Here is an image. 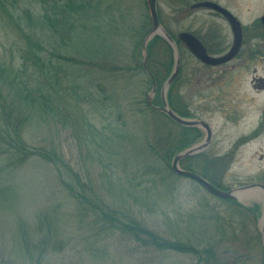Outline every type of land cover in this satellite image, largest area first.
Returning <instances> with one entry per match:
<instances>
[{
  "label": "rangeland",
  "instance_id": "1",
  "mask_svg": "<svg viewBox=\"0 0 264 264\" xmlns=\"http://www.w3.org/2000/svg\"><path fill=\"white\" fill-rule=\"evenodd\" d=\"M196 1L159 0L165 28L178 38L184 31L198 33L202 26L221 24L229 41L231 33L216 14L204 9L183 16ZM229 3L251 35L243 53L228 65L207 68L181 45V71L170 92L176 108L189 109L194 119L211 125L214 141L207 154H230L217 162L218 174H224L222 184H264V0ZM101 5L109 10L104 29L88 38L80 36L77 52H70L82 63L72 71L73 82L59 85L69 91L65 96L54 93L56 105L33 110L22 127L29 146L54 148L82 186L62 164L60 174L38 157L8 167L9 154L3 152L7 146L0 137V254L5 263L33 264L24 253L27 231L33 243L45 237L48 244L58 243L56 251L43 254L44 264H198L193 254L145 246L125 231L93 225L95 215L83 217L78 199L63 183L73 179L79 194L98 196L127 222L135 220L174 242L204 248L213 243L218 264H264L259 233L263 198L243 200L238 206L175 175L164 162L168 146L173 145V155L167 153L171 161L180 146L175 138L189 132L146 104L152 80L141 64L143 43L152 28L148 0H103ZM6 38L0 32V55L16 63L17 53L8 49ZM106 49L108 57L101 60L99 54ZM170 61L168 48L156 43L149 65L160 86L173 71V65L169 73L163 69ZM158 89L155 104L160 106ZM0 124V129L6 128ZM196 136H186L189 146L202 141V135ZM201 154L181 167L202 174ZM255 206L259 216L249 210Z\"/></svg>",
  "mask_w": 264,
  "mask_h": 264
},
{
  "label": "trees",
  "instance_id": "2",
  "mask_svg": "<svg viewBox=\"0 0 264 264\" xmlns=\"http://www.w3.org/2000/svg\"><path fill=\"white\" fill-rule=\"evenodd\" d=\"M101 2L103 0H0V17L7 20V23H4L0 19V32L3 37H7L8 49L11 52L15 51L18 58L16 63H10L0 55V121L6 127L0 129V137L7 146L3 152L9 154L8 167L18 168L32 158L38 157L55 165L60 174H62L60 166L62 164L68 175L76 179L75 183L82 186L80 177L72 168L65 165L54 148L47 150L43 147L29 146L23 139L22 127L31 119L30 112L33 110L49 107L50 103L53 106L56 105L57 99L53 97L54 93L65 96L64 94L69 91V88L61 91L59 85L67 84L69 80L73 82L72 71L82 63L80 59L70 54L72 50L76 51L75 42L79 41L80 36L88 38L93 32L102 31L104 23L107 24L105 14L109 10H105ZM158 42H162L170 52L171 61L163 66V69L169 73L174 65V57L168 43L159 36L155 37L148 46L149 62L153 58V50ZM99 55L101 60L106 59L108 57L107 49ZM102 67L101 65L100 68L103 69ZM155 71L153 70V73L158 79ZM44 80H47L46 84ZM158 86L161 88L160 85ZM168 99L177 113L185 117L190 116L186 108L178 109L173 105L174 100L171 92ZM147 107L151 111L157 112L148 104ZM158 113L174 124L168 116L161 112ZM179 126L183 132L188 131L189 133L184 134L185 138L180 139L181 141L177 138H175L176 141L174 139L175 143L180 142L177 153L190 147V141H186L188 140L186 136L190 137V135L196 134L197 138L199 132L197 129ZM169 141L170 138L167 139V144ZM170 145L165 151L164 162L172 171V160L170 161L167 155V153L170 155L174 153L173 145ZM63 183L67 186L71 196L78 199L76 202L80 205L81 215L83 217H89L90 213L95 215L93 225H100L106 231H125L145 246L193 254L198 264L219 263L220 257L213 243L204 248L199 244L196 246L191 243L167 240L142 224L136 223L135 220L125 221L118 215V212L111 209L98 196L88 197L79 194L73 179L72 182L63 181ZM231 202L241 206L239 202ZM249 210L259 216L260 208L258 206ZM42 225H48L49 228L47 222ZM23 247L27 259L33 264H44L43 254L56 251L59 248L58 243L48 244L46 237L33 243L27 231L23 233ZM37 251L41 252L38 256L35 254ZM4 259H6L5 256L0 254L1 264H6Z\"/></svg>",
  "mask_w": 264,
  "mask_h": 264
},
{
  "label": "water",
  "instance_id": "3",
  "mask_svg": "<svg viewBox=\"0 0 264 264\" xmlns=\"http://www.w3.org/2000/svg\"><path fill=\"white\" fill-rule=\"evenodd\" d=\"M148 7H149L150 15H151V20H152V30L148 34L144 42V46H143V52H144L143 67L153 78V88L148 93L147 103L149 107H151L152 109L156 111L164 113L175 123L181 126H184V127L202 129L207 134L203 142L197 145H194L192 147H189L179 152L178 154H176V156L173 158L171 162L172 172L177 176L185 177V178H188V179H191L197 182L198 184L203 186L207 191H209L210 193L222 199L242 202L243 200L263 198V201H264V184L262 183H254V184H250L248 186H244L238 189L224 191V190H221L215 187L212 183H210L207 179H205L200 174L192 170H187L181 167V163L185 159L201 154L209 148V146L212 143V139H213V130H212L211 125L205 120L190 119V118L180 116L178 113H176L173 110L172 106L170 105L168 101V92L180 73L181 55H180V51H179L176 40L170 35V33L164 28V26L161 23L159 12H158V0H148ZM200 7L212 9L214 11H217L223 14L225 17L228 18V20L230 21L233 27V31L235 35V43H234L232 50L223 57H211L210 55H208L207 50L204 47V45L193 34L183 32L179 35V39L189 48L192 54H194L199 60H201L204 63L216 66V65H220V64H223V63H226L232 60L239 52L241 43H242V28H241L240 21L229 10H227L226 8L222 7L221 5L215 2H211V1L200 2V3L193 5L192 9H196ZM261 21L264 25V16L261 18ZM156 36H160L167 41V43L170 45L173 51L174 58H175L174 70L171 73V75L168 77V79L165 81L163 88H162L161 106H156L153 103L156 92H157V83H156L153 73L150 71V69L148 68V64H147L148 56H149L148 45L150 41L154 39V37ZM259 231L262 236V241H263V246H264V210L259 219Z\"/></svg>",
  "mask_w": 264,
  "mask_h": 264
},
{
  "label": "flooded vegetation",
  "instance_id": "4",
  "mask_svg": "<svg viewBox=\"0 0 264 264\" xmlns=\"http://www.w3.org/2000/svg\"><path fill=\"white\" fill-rule=\"evenodd\" d=\"M206 1L215 2V3H217V4H219V5L223 6V7H225L226 9H228L240 21L241 28H242V43H241V47H240V50L237 53V55L232 60H230V61H228L226 63L220 64V65H216V66L210 65V64L204 63L201 60L197 59L191 53V51L189 50V48L183 42H181L179 40V35H178V38H176L174 35L173 36H174V38H176V41L178 42V46H179L180 50H181V45H183L184 48L187 49L189 51V53L193 57H195L201 64L205 65L207 68H215V67L225 66V65L230 64L234 60H236L243 53L246 44L251 39V37H250L251 35L249 33V28H247V26L243 23V21L240 20L239 17L232 12V10H230V8L228 7V5L230 4L229 3L230 0H227V3L228 4H225V5L222 4L219 0H198V1L190 4L189 6H187V8L183 12V16H187V15L192 16L191 14L193 12L198 11V10H204L205 9L208 12H210L211 14L212 13L213 14H216V16H218V18H220L221 20H223V22L226 24L227 28L229 29V31L231 33V38L229 39V41H227V39L223 35V28L224 27L221 24L218 25V26H214V27L213 26H210V27H208V26L207 27L202 26L201 27V32H198V33L190 32V31H184V32L191 33L194 36H196L200 40V42L204 45V47L207 50L208 55H210L211 57H223V56L227 55L232 50V48L234 46V43H235V35H234L233 27H232L230 21L223 14H221V13H219L217 11H214L212 9L203 8V7L196 8V9H192V6L193 5H195L197 3H200V2H206ZM260 22H261V25H262L263 30H264V25H263V23L261 21V18H260ZM260 36H262V35H260ZM157 69H161V68H157ZM153 70H155L154 67H153ZM187 110H189V109H187ZM188 114L190 115L188 117L192 118V116L189 113V111H188ZM197 130L199 131L198 134L200 136L202 135L201 136V138H203L202 141L205 140V138H206V132H204L203 130H199V129H197ZM213 141H214V133H213V139H212L211 145L209 146V148L204 153L201 154V157L204 158V159H202L203 160V162H202L203 163V172H202L201 175H203L204 178L207 179L210 183H212L215 187H217V188H219L221 190H224V191H229V190H232V189H238V188H241V187H244V186H248L250 184H254V183H249V184H247V183L242 184L241 183V184H237V185H234L233 184L231 186L222 184L221 180H223L224 174H221V175L218 174L219 171H218V168H217V166H218L217 162L220 159L221 160L226 159V157L228 159L230 157V154H226L225 156H210V155H208L207 154V151L213 145ZM188 159H191V158H188ZM219 179H221V180H219Z\"/></svg>",
  "mask_w": 264,
  "mask_h": 264
}]
</instances>
